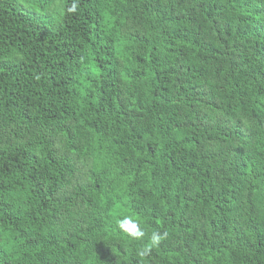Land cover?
Instances as JSON below:
<instances>
[{"label": "trees", "instance_id": "trees-1", "mask_svg": "<svg viewBox=\"0 0 264 264\" xmlns=\"http://www.w3.org/2000/svg\"><path fill=\"white\" fill-rule=\"evenodd\" d=\"M73 2L0 0V264H264V0Z\"/></svg>", "mask_w": 264, "mask_h": 264}, {"label": "clouds", "instance_id": "clouds-1", "mask_svg": "<svg viewBox=\"0 0 264 264\" xmlns=\"http://www.w3.org/2000/svg\"><path fill=\"white\" fill-rule=\"evenodd\" d=\"M77 11V3L73 2L72 6L68 8L69 13H75ZM119 230L129 239L137 242H141V246L137 249L136 255L140 258L147 257L152 249L158 248L161 243L167 239V232L153 231L149 236L144 228L141 226V222L138 218L126 215L116 221ZM147 238V242L144 243Z\"/></svg>", "mask_w": 264, "mask_h": 264}]
</instances>
